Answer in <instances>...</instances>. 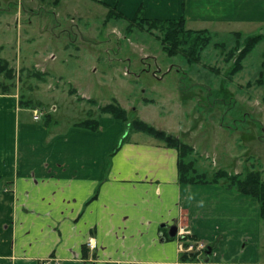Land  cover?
Segmentation results:
<instances>
[{
	"label": "crops",
	"instance_id": "1",
	"mask_svg": "<svg viewBox=\"0 0 264 264\" xmlns=\"http://www.w3.org/2000/svg\"><path fill=\"white\" fill-rule=\"evenodd\" d=\"M92 1L115 4L127 17L140 8L148 19L184 13L191 21L202 7L207 19L213 14L200 0ZM229 5L226 13L234 17L214 20L264 25V0ZM21 13L17 9L15 22ZM35 109L21 105L17 92L0 91V264H38L47 257L62 264H264L254 198L224 182L181 183L177 150L145 133L128 130L117 146L126 127L120 119L100 116L91 131L74 126L78 121L61 125L49 113L35 119ZM189 145L205 171L197 145ZM171 226L177 227L173 237ZM89 237L93 250L85 245ZM188 241L217 245L204 262V254L182 251Z\"/></svg>",
	"mask_w": 264,
	"mask_h": 264
},
{
	"label": "rangeland",
	"instance_id": "2",
	"mask_svg": "<svg viewBox=\"0 0 264 264\" xmlns=\"http://www.w3.org/2000/svg\"><path fill=\"white\" fill-rule=\"evenodd\" d=\"M200 1L208 3L213 14L207 19L209 10L202 7L203 12L197 10L199 16L187 20V26L206 28L213 38L200 61L188 63L182 54L162 50L154 37L159 30L150 35L128 26L122 18L106 19L109 9L104 4L0 0V58L15 73L13 79L1 74L0 84L28 102L23 106L42 112L39 119L49 113L61 125L109 116L99 115L98 107L117 100L129 119H142L173 136L180 135L186 143H195L197 158L209 176L217 169L229 173L253 169L264 179V88L256 83L263 43L243 59V68L231 79L228 70L237 51L227 61L235 42L233 31L264 33V25L216 21L217 17H234L226 13L229 0ZM19 8L22 13L15 22ZM239 11L243 13L242 7ZM7 23L9 29L1 28ZM218 42L226 47H218ZM127 134L126 125L117 146ZM262 223L259 259L264 261Z\"/></svg>",
	"mask_w": 264,
	"mask_h": 264
},
{
	"label": "trees",
	"instance_id": "3",
	"mask_svg": "<svg viewBox=\"0 0 264 264\" xmlns=\"http://www.w3.org/2000/svg\"><path fill=\"white\" fill-rule=\"evenodd\" d=\"M56 2L58 0H54V3ZM104 5L109 9L106 13V19H110L113 16L122 18L127 21L128 26L138 27V29L150 33V35H153L154 30H159L160 34H156L154 37L160 41L162 50L169 55L180 53L188 63L199 62L202 51L213 38L211 31L206 28H189L183 15L178 18L148 19L139 15L141 14V9H139L133 17H127L116 9L115 4ZM233 35L235 42L228 51L227 61L235 55L236 51L237 54L232 62L233 65L228 70L229 79L243 68V59L264 39V33L262 32L245 35L244 32L238 30L234 31ZM216 45L220 48L226 47L223 42H218ZM1 74L6 79H13L15 77L14 69L9 66L8 61L4 58H0ZM35 75L38 76L40 74L35 73ZM256 83L259 86L263 83L261 71ZM0 88L2 93L11 92L6 84H0ZM74 92L71 90V93ZM19 101L21 105L28 103L23 102L20 96ZM98 114H106L120 119L126 123L129 131L145 133L159 140L163 145L175 148L177 150L178 179L181 183L204 184L224 182L226 188L254 198L258 204L259 216L264 221V179L260 171L252 169L244 173H229L224 169H217L209 176L206 171L200 170L197 167L194 149L191 145L183 142L179 137L173 136L164 130H159L141 119H129L126 109L117 100L99 106ZM74 126L96 131L99 128V122L97 117H89L76 122Z\"/></svg>",
	"mask_w": 264,
	"mask_h": 264
},
{
	"label": "built area",
	"instance_id": "4",
	"mask_svg": "<svg viewBox=\"0 0 264 264\" xmlns=\"http://www.w3.org/2000/svg\"><path fill=\"white\" fill-rule=\"evenodd\" d=\"M41 114L42 112L39 113L38 109H35L33 117L35 119H38ZM85 245L89 250H93L96 246L95 239L93 237H89L86 240ZM205 245L206 244L197 241H188V243H186L182 248V251L186 254L196 255L197 257H200L203 256V250ZM38 264H62V262L57 258L47 257L39 260Z\"/></svg>",
	"mask_w": 264,
	"mask_h": 264
},
{
	"label": "water",
	"instance_id": "5",
	"mask_svg": "<svg viewBox=\"0 0 264 264\" xmlns=\"http://www.w3.org/2000/svg\"><path fill=\"white\" fill-rule=\"evenodd\" d=\"M176 231H177V227L171 226L169 230V235L173 237L176 234ZM216 245H217V242L205 245L204 250H203L204 256L202 257V260L204 262H208L210 260V254L212 250L216 247Z\"/></svg>",
	"mask_w": 264,
	"mask_h": 264
}]
</instances>
